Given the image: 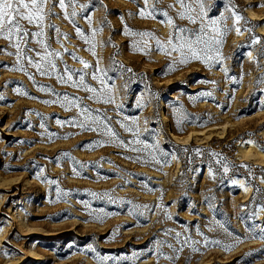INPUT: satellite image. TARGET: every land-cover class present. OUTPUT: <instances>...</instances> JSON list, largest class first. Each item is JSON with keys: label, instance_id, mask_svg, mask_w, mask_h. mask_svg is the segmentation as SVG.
<instances>
[{"label": "rangeland", "instance_id": "1", "mask_svg": "<svg viewBox=\"0 0 264 264\" xmlns=\"http://www.w3.org/2000/svg\"><path fill=\"white\" fill-rule=\"evenodd\" d=\"M212 3V15L228 17V30L222 59L211 66L180 64L176 53L160 51L156 38L166 40L170 29L162 17L138 15L143 0H91L75 18L95 56L62 13L51 18L67 33L57 43L46 30L62 52L58 71L64 63L83 69L74 52L89 62L85 82L99 89L91 77L99 61L114 103L89 100L83 88L21 62L30 80L15 48L0 39V264H264V0ZM65 94L106 114L126 144L133 136L117 121L134 118L139 138L158 144L156 160L131 150L143 145L95 143L110 137L79 127L75 107L51 102ZM169 243L182 249L178 257ZM158 250L174 259L158 258Z\"/></svg>", "mask_w": 264, "mask_h": 264}, {"label": "snow or ice", "instance_id": "2", "mask_svg": "<svg viewBox=\"0 0 264 264\" xmlns=\"http://www.w3.org/2000/svg\"><path fill=\"white\" fill-rule=\"evenodd\" d=\"M91 0L88 3H80V0H0V39L6 40L10 46L15 48L14 55L17 57V65L19 70L24 71L30 80H34L32 74L27 72V68L21 63L26 62L28 67H32L41 76L56 75L57 81L60 83H70L72 87L83 88L84 91L89 93L87 99L100 102L103 99L104 103H114V100L109 96L106 97V79L107 73L99 66V61L95 66V70L91 73L93 80L98 81L100 88L97 89L85 82V76L87 73L83 69L90 67L89 62L82 57L76 56V54L70 53L74 60H78L83 65V69L75 70L70 69L66 63H64L63 74L58 71L57 60H62V52L51 48L48 43L49 37L46 30H54L57 36L56 42L60 43L59 36H67V33H61L59 26L51 23V18L56 16L59 18L63 16V19L68 20L73 24L75 32L79 38H81L85 44H89L88 50L93 56L96 55L95 44L92 40L85 35L81 28L76 26L75 18L80 15L81 12L87 10L90 7ZM162 0H143V6L139 8L138 15L141 18L156 19L158 16L162 17L160 22L166 24L170 29L167 39L161 41L156 38V43L160 51L165 52L166 55L171 56L173 53L178 55V63L187 64L189 61H200L205 65L211 66L215 61L222 59L221 47L223 44L222 37L228 30L226 20L228 17L223 12L220 14L212 15L213 3L212 0H171L170 3L161 7ZM227 7V6H226ZM59 8L60 12H56L55 9ZM71 9V11H69ZM232 16L236 20L241 17L232 12ZM84 19L87 20L90 30L94 36L96 29L91 28L92 18L90 14H86ZM178 21H184L185 23H178ZM236 31L239 33L240 29ZM126 34L139 35L141 37L148 36L154 37L152 32H139L133 33L130 29L125 28ZM259 40V37L253 39V43ZM35 43L38 47L33 48L30 45ZM64 53L68 52L67 48L63 49ZM79 72V80L73 78V73ZM227 70L225 69V72ZM41 90L44 88L41 86ZM48 91H54L48 89ZM81 97H73L65 94L63 99L51 102H59L62 107L68 108L75 107L78 115L82 117V122L79 127L88 130L102 133L104 136L110 137L109 141H97L95 143H108L116 142L123 147H129L131 145H143V149L139 147H132L133 152L148 151L153 160H156V152L158 150V144H148L141 140L140 129L138 123L134 118H128L131 123H124L123 121H117L120 127L124 131L132 134L133 139L127 144L124 140L120 139L117 132L108 122L110 120L106 114L102 113L99 109L91 110L87 106H82ZM50 101H44L49 103ZM139 106V105H138ZM119 107V106H117ZM75 119V118H73ZM57 123L61 121L57 120ZM145 123H147L145 121ZM179 123V121H178ZM197 152L200 150L197 149ZM64 155H67L65 153ZM212 155H216L213 153ZM130 159V157H129ZM217 163H220L217 160ZM75 171V169H74ZM223 171L228 172V167L225 164ZM209 174H212V169L209 167ZM49 183H56L55 181H49ZM232 183H236L232 181ZM243 187V185H242ZM59 192V189H57ZM245 191L247 189L245 188ZM259 191V190H257ZM93 195H96L93 193ZM107 195V193H105ZM253 199H255L253 197ZM144 207H147L145 205ZM264 208V205L260 206ZM256 213H253L255 216ZM180 233H176L177 242H180ZM260 238L264 239V227H261ZM190 239L185 238L184 242ZM161 245L165 242H160ZM168 247L176 253L178 257L180 248L174 247L171 243ZM194 251L196 249H193ZM245 255H251L246 253ZM159 256H164L167 260H173L174 257L166 255L163 251L158 250ZM107 257H102L101 260H105Z\"/></svg>", "mask_w": 264, "mask_h": 264}, {"label": "bare ground", "instance_id": "3", "mask_svg": "<svg viewBox=\"0 0 264 264\" xmlns=\"http://www.w3.org/2000/svg\"><path fill=\"white\" fill-rule=\"evenodd\" d=\"M251 14H252V15H256L254 12H251ZM263 18H264V16H263ZM263 18H262V19H263ZM261 29L264 31V28H263V27H262ZM262 34L264 35V32H262ZM166 118H167V117L164 116V119H166ZM262 160L264 161V159H262ZM263 163H264V162H263ZM239 181H240V180H239ZM237 185H238V186H239V185H242V183H241V182H237Z\"/></svg>", "mask_w": 264, "mask_h": 264}]
</instances>
